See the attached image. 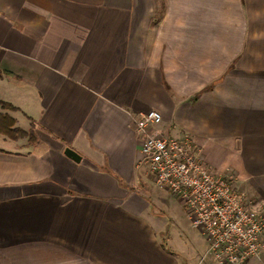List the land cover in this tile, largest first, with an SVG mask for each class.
<instances>
[{
  "label": "crops",
  "instance_id": "obj_1",
  "mask_svg": "<svg viewBox=\"0 0 264 264\" xmlns=\"http://www.w3.org/2000/svg\"><path fill=\"white\" fill-rule=\"evenodd\" d=\"M0 102L34 134H0V264H217L139 164L153 108L264 210V0H0Z\"/></svg>",
  "mask_w": 264,
  "mask_h": 264
},
{
  "label": "built area",
  "instance_id": "obj_2",
  "mask_svg": "<svg viewBox=\"0 0 264 264\" xmlns=\"http://www.w3.org/2000/svg\"><path fill=\"white\" fill-rule=\"evenodd\" d=\"M162 121L155 108L137 114L139 164L150 170L158 187L181 200L193 227L206 237L203 259L210 254L217 264H247L263 247L264 210L234 185L231 172L212 170L190 141L165 134Z\"/></svg>",
  "mask_w": 264,
  "mask_h": 264
},
{
  "label": "rangeland",
  "instance_id": "obj_3",
  "mask_svg": "<svg viewBox=\"0 0 264 264\" xmlns=\"http://www.w3.org/2000/svg\"><path fill=\"white\" fill-rule=\"evenodd\" d=\"M165 209L166 213L164 216L169 224L168 228L173 237L178 236V232L179 235L183 232L198 234L189 220L187 211L182 207L181 201L178 198L174 197Z\"/></svg>",
  "mask_w": 264,
  "mask_h": 264
},
{
  "label": "trees",
  "instance_id": "obj_4",
  "mask_svg": "<svg viewBox=\"0 0 264 264\" xmlns=\"http://www.w3.org/2000/svg\"><path fill=\"white\" fill-rule=\"evenodd\" d=\"M2 106L9 109H16L13 105L0 102ZM0 134H5L11 138H19L28 136L29 140H34L32 131H26L21 127L15 126V119L9 114L0 113Z\"/></svg>",
  "mask_w": 264,
  "mask_h": 264
},
{
  "label": "water",
  "instance_id": "obj_5",
  "mask_svg": "<svg viewBox=\"0 0 264 264\" xmlns=\"http://www.w3.org/2000/svg\"><path fill=\"white\" fill-rule=\"evenodd\" d=\"M64 153L77 162L81 160V155L75 149L69 146L65 148Z\"/></svg>",
  "mask_w": 264,
  "mask_h": 264
}]
</instances>
